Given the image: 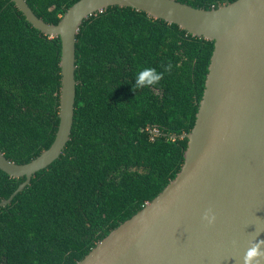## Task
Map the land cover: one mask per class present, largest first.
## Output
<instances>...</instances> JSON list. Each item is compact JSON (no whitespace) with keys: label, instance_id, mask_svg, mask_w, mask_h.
Wrapping results in <instances>:
<instances>
[{"label":"trees","instance_id":"trees-1","mask_svg":"<svg viewBox=\"0 0 264 264\" xmlns=\"http://www.w3.org/2000/svg\"><path fill=\"white\" fill-rule=\"evenodd\" d=\"M27 1L57 23L77 0ZM179 1L213 8L234 0ZM213 50L214 40L132 6L112 5L83 21L71 137L0 206V264H75L175 178L188 145L181 134L195 124ZM61 54L60 36L0 0V149L11 160L30 161L56 136ZM149 66L164 73L159 83L133 89ZM24 179L0 168V201Z\"/></svg>","mask_w":264,"mask_h":264},{"label":"water","instance_id":"water-1","mask_svg":"<svg viewBox=\"0 0 264 264\" xmlns=\"http://www.w3.org/2000/svg\"><path fill=\"white\" fill-rule=\"evenodd\" d=\"M12 1L36 28L60 36L62 86L52 144L25 163L0 149V168L25 176L0 206L56 160L71 137L83 21L112 5L132 6L214 40V50L195 124L181 134L188 137L182 168L75 264H264V253H250L264 240V0L213 8L179 0H77L57 23L38 16L27 0ZM208 209L211 224L203 219Z\"/></svg>","mask_w":264,"mask_h":264},{"label":"clouds","instance_id":"clouds-1","mask_svg":"<svg viewBox=\"0 0 264 264\" xmlns=\"http://www.w3.org/2000/svg\"><path fill=\"white\" fill-rule=\"evenodd\" d=\"M171 68L172 65L169 64L165 67V71H170ZM163 74V72L158 71L155 67H143L136 73L132 87L133 89H139L146 86L156 85L161 80ZM203 219L211 224L215 221V214L211 209H208L205 211ZM250 253L253 257L264 253V240L255 241V247L250 249Z\"/></svg>","mask_w":264,"mask_h":264}]
</instances>
